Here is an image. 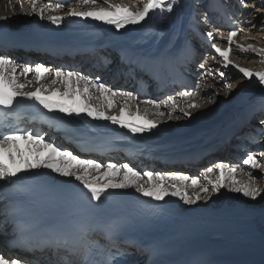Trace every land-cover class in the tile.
<instances>
[{
	"label": "bare ground",
	"instance_id": "1",
	"mask_svg": "<svg viewBox=\"0 0 264 264\" xmlns=\"http://www.w3.org/2000/svg\"><path fill=\"white\" fill-rule=\"evenodd\" d=\"M99 1L84 5L82 0H79L66 8L55 11L46 10L43 18L39 14L34 13L36 15L35 19L30 20L28 18H33V16L29 14L30 7L28 3H24L25 9L22 10L13 1L0 0V12L8 13L17 19L44 23L52 27L82 26L96 28L112 45L119 47L124 42H127L128 45L138 49H148L156 46L173 47L176 39L188 41V38L192 36V31L195 32L198 27L202 28V20H197L196 18H199V14L203 10L202 6L204 4L202 3L204 2L202 1L204 0H165L163 7L152 10L144 21L129 23L120 29L94 18L68 15L71 8H76L78 11H89L93 8L109 7V4H120L129 6L133 10H140L148 2V0H108V3H105V0ZM225 2V4L229 5L231 0H225ZM244 3L248 7L244 10L240 8L239 16L245 14L241 18H245L246 20H244L247 24L242 25L241 19L237 16L227 18L231 24L239 23L234 28L242 27L245 29V32L238 33L237 37L234 38L235 43L232 46L229 59L233 64L247 67L254 72L264 71V53L251 50L241 52L236 47V45L242 43L245 45L253 44L258 49L264 48V22L260 25L257 21L259 15L264 14V0H244ZM169 4L172 7L171 11H168ZM247 9L251 11L249 14L245 12ZM49 16H61L64 19L60 23H53L48 19ZM252 25H255V27H252ZM215 26L218 29L219 25L215 24ZM210 31L213 32V36L209 38L215 44H218L221 48L229 47L227 40L220 38L221 33L224 37L227 36V30L215 31L209 28L208 32ZM204 47L201 44L199 47L193 48L192 52H196V55L202 61L203 55L207 51L212 52L216 57L208 58L205 68L202 69V76H195L193 79V86L196 89L193 92L194 95L190 98L179 97L175 99L176 109L171 117H169V112L171 111L169 105L162 104L157 109L153 105L138 103L140 115L147 114L148 119L157 121L156 127L146 128L144 132L133 133L130 128L114 123L104 117L90 116L93 123L119 131L128 139H137L146 146L158 145L161 148H173L184 145L191 146L192 143L197 142L206 135L213 137L224 123L244 121L248 119L246 117L251 115L254 118L263 119L264 85L259 84L255 78L249 79L245 77L232 65L225 68L223 66L224 61L219 54L213 48ZM114 68L116 70L118 67L114 66ZM220 72L225 73L224 79H221ZM228 76H230V79L226 78ZM51 79L52 77L49 76L44 83H50ZM27 81H30V78L28 80L21 78L20 82L26 83ZM228 84L232 85V93L229 92L230 89L225 87ZM59 86V84L56 85V87ZM27 87H29V84ZM56 97L61 98L58 95ZM68 101L72 103L71 100ZM90 102L95 105L97 104V99L93 97ZM189 103L198 106L188 107ZM186 112L191 113V115H185ZM136 113L135 108L133 110L130 109L124 113L122 119L127 123L143 125L144 120L138 119ZM159 113H163V115H159ZM106 115H119L118 107L113 106L111 109H107ZM245 124H248V122H245ZM257 159L259 160V158ZM263 160H259L261 165H264ZM135 169L140 171L138 168ZM40 171L52 179L72 178L79 182L75 177L62 175L45 166L41 167ZM249 173L257 177L254 181L256 186L264 189V167L260 169H251L249 166L246 168L238 167L236 178L240 181H247ZM218 174L219 171H216L210 175L215 177ZM95 175H99V173ZM200 179L203 182V178ZM103 182L102 180L101 183ZM186 190L189 195H194V191H198V189L194 190L192 188H187ZM104 196L135 203H142L146 197L137 192L134 187L109 189ZM201 197L199 201L194 200L193 203H187L180 197L169 194L164 200L155 201L154 207L160 214L171 216L175 222L181 225L192 227L213 226V235L217 234V237L213 240L220 242L225 240L230 243V245L228 244L230 247H234L233 250L235 251L256 253L264 259V233L260 231V227L264 222V209L261 210L264 207V198L258 197L253 201L240 193L231 191L227 182L219 192H211L209 188V193L207 195L201 193ZM169 205L171 209L167 208ZM209 232L205 237L211 238L213 236ZM228 238L236 242L235 245H237L234 246L233 242ZM256 246L263 248L258 249L255 248Z\"/></svg>",
	"mask_w": 264,
	"mask_h": 264
},
{
	"label": "snow or ice",
	"instance_id": "2",
	"mask_svg": "<svg viewBox=\"0 0 264 264\" xmlns=\"http://www.w3.org/2000/svg\"><path fill=\"white\" fill-rule=\"evenodd\" d=\"M96 0H82L84 5L95 3ZM108 3V0H105ZM165 0H148L140 10H133L129 6L120 4H109V7L93 8L89 11H78L71 8L68 12L69 16L94 18L114 25L117 29L124 27L129 23H139L144 21L154 9L162 8ZM20 8L25 9L24 0L20 2ZM30 7L29 14H39L43 18L44 12L55 11L64 7L62 3L39 4L38 0H28ZM241 7H248L241 0ZM172 7L168 5V11ZM0 19H7L2 17ZM48 19L53 23H60L64 17L49 16ZM255 27V25H252ZM245 32L243 28H234L226 37L221 33L220 38L226 39L228 48H221L218 44L213 43L211 47L223 59L225 68L230 65L238 69L245 77L255 78L259 84L264 85V71L250 70L239 64H233L229 59L232 46L235 43L234 38L238 33ZM208 37L213 36V32L207 33ZM241 52L253 51L264 53V48L258 49L253 44L236 45ZM207 61L200 64V68L204 69ZM19 70V75L17 74ZM29 73L34 74L33 80L21 83V78L27 77ZM221 79L225 78V73H219ZM49 76H52L50 83H44ZM28 84H34V90H26ZM60 85L56 87V85ZM231 89L232 85L225 86ZM46 93V94H45ZM98 94V95H96ZM60 96L63 99L71 100L72 103H64L61 100L52 99L53 96ZM182 98H190L194 95L191 91H183L179 93ZM95 96L96 99H102L106 102V108L102 104H93L90 101ZM117 97L124 101V106L119 108V115H106L107 109H111L118 104ZM17 98H25L34 100L42 105L44 109H59L64 113H81L85 112L91 117H104L114 123H119L131 129L133 133L144 132L146 128L156 127L157 121L147 118V114L140 115L137 108V118L144 120L143 125L127 123L122 119L125 111L128 110V101L135 99L132 92H125L107 85L100 81L99 77L84 75L82 72L65 71L62 68L53 69L44 64H36L34 67L29 64L18 65L14 58L7 54H0V107L3 109H11L17 102ZM146 104H151L157 109L161 104L169 105L171 111L169 117L176 109V101L172 96L167 97L164 101L148 100ZM193 103H189L188 107H197ZM163 115V113H159ZM191 115V113H185ZM260 123L264 125V120ZM23 141V146L21 145ZM259 155L264 157V152ZM243 164L251 169H260L264 167L257 159L256 154L249 152ZM45 166L57 173L65 176L75 177L90 194V199L100 201L109 189H126L134 187L137 192L143 196L152 198L156 201H162L169 194L178 196L187 203L199 201L201 193L207 195L209 188L211 192H219L227 182L230 190L242 194L255 201L258 197L264 198V189L256 186L254 181L257 179L249 173L247 181H240L236 178L238 167L235 165L226 166L223 163L215 165L219 169V174L215 177L209 175L214 171L213 168H207L203 175V182L200 177H189L180 172H159V171H137L135 167L129 163L117 165L108 162L106 165L101 164L93 159H81L73 152L63 149L62 146L49 142L45 136L28 130H7L0 132V180L7 181L16 177L18 173L27 169H37ZM99 173V175H95ZM104 181L101 183V181ZM190 181V183H188ZM187 188L198 189L194 191V195H189ZM122 254H126L125 250H121ZM26 257H13L7 252L0 251V264H25ZM30 264V262H27ZM112 264V262H110Z\"/></svg>",
	"mask_w": 264,
	"mask_h": 264
},
{
	"label": "rangeland",
	"instance_id": "3",
	"mask_svg": "<svg viewBox=\"0 0 264 264\" xmlns=\"http://www.w3.org/2000/svg\"><path fill=\"white\" fill-rule=\"evenodd\" d=\"M96 2H100L99 0H96ZM21 9V8H20ZM244 9H246V8H244ZM245 12H248V14L251 12L250 10H245ZM201 13V12H200ZM32 16H33V18H28V19H30V20H34L35 19V17H36V15L35 14H31ZM197 20L198 19H200V18H196ZM258 21V23L260 24V25H262V23L264 22V14H261V15H259V19L257 20ZM263 25H264V23H263ZM210 57H216L212 52L210 53V51H207V53H205V61L208 59V58H210ZM204 59V58H203ZM204 63V62H203ZM230 76H228V77H226L227 79H230L229 78ZM229 92H231L232 93V91H231V89L229 90ZM262 209H264V207H262L261 208V210ZM209 234H211V235H213L214 234V230H212V231H210L209 232ZM229 239V238H228ZM231 242H233V244H234V246H236L235 245V243L236 242H234L232 239H229ZM223 242H226V243H228L229 245H230V243L229 242H227V241H223ZM232 246V245H231ZM234 248V247H233ZM255 248H258V249H260V248H263V247H261V246H256ZM264 249V248H263Z\"/></svg>",
	"mask_w": 264,
	"mask_h": 264
}]
</instances>
